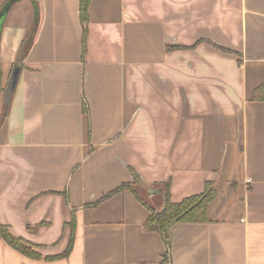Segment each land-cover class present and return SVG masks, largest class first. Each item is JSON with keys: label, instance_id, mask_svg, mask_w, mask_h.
Here are the masks:
<instances>
[{"label": "crops", "instance_id": "obj_1", "mask_svg": "<svg viewBox=\"0 0 264 264\" xmlns=\"http://www.w3.org/2000/svg\"><path fill=\"white\" fill-rule=\"evenodd\" d=\"M6 4L0 225L42 258L0 238V264H164L149 208L205 182L170 264H264V0H90L83 52L79 0Z\"/></svg>", "mask_w": 264, "mask_h": 264}, {"label": "trees", "instance_id": "obj_2", "mask_svg": "<svg viewBox=\"0 0 264 264\" xmlns=\"http://www.w3.org/2000/svg\"><path fill=\"white\" fill-rule=\"evenodd\" d=\"M90 0H79V14L80 22L82 26V52L85 49V37H86V25L88 21L87 10ZM252 100L257 102L264 101V86H257L252 93ZM133 182L131 184H122L116 189L112 190L104 197L116 194L124 189L132 190V185L138 184V176L131 171L130 172ZM164 206L161 210H155L149 208V215L143 223V229L147 232L157 233L163 244L164 251L162 253L164 264H170V250H171V238L169 229L172 225L178 223H204L206 222V206L211 202L215 196V190L211 182H205L204 190L197 195H192L182 199L180 202H171L169 197V188L166 184L164 189ZM67 199V192H64ZM66 225V224H65ZM68 226L71 229L70 239L66 250L55 256H46L43 259L46 261L56 260L60 258H66L72 249L73 244V231L75 222L74 219ZM0 238L13 250L18 253L32 259H41L42 255L37 252L35 246L21 238L13 236L8 227L0 225Z\"/></svg>", "mask_w": 264, "mask_h": 264}, {"label": "water", "instance_id": "obj_3", "mask_svg": "<svg viewBox=\"0 0 264 264\" xmlns=\"http://www.w3.org/2000/svg\"><path fill=\"white\" fill-rule=\"evenodd\" d=\"M7 8H8V4H6L2 8V10L0 11V27H1L2 21L4 19V16L6 14ZM17 74H18V70H17V68H15V70L12 73L11 80H10V89L14 88V86H15V83L17 80ZM157 192H159V191L154 190V189H148V193H150V194L157 193Z\"/></svg>", "mask_w": 264, "mask_h": 264}, {"label": "rangeland", "instance_id": "obj_4", "mask_svg": "<svg viewBox=\"0 0 264 264\" xmlns=\"http://www.w3.org/2000/svg\"><path fill=\"white\" fill-rule=\"evenodd\" d=\"M148 192V191H147Z\"/></svg>", "mask_w": 264, "mask_h": 264}]
</instances>
